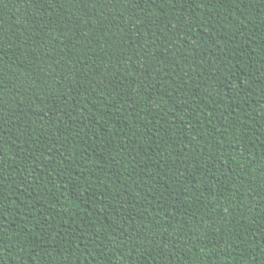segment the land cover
<instances>
[{
	"label": "trees",
	"instance_id": "1",
	"mask_svg": "<svg viewBox=\"0 0 264 264\" xmlns=\"http://www.w3.org/2000/svg\"><path fill=\"white\" fill-rule=\"evenodd\" d=\"M0 264H264V0H0Z\"/></svg>",
	"mask_w": 264,
	"mask_h": 264
}]
</instances>
